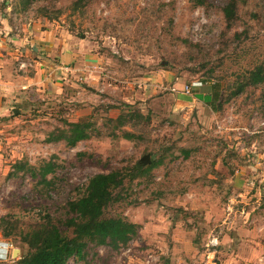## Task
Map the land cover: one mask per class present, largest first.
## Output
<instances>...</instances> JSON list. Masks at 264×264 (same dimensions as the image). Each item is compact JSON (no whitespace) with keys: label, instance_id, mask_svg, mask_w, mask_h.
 <instances>
[{"label":"rangeland","instance_id":"rangeland-1","mask_svg":"<svg viewBox=\"0 0 264 264\" xmlns=\"http://www.w3.org/2000/svg\"><path fill=\"white\" fill-rule=\"evenodd\" d=\"M75 1L0 0V30L73 33L82 61L72 66L102 68L100 83L75 70L67 105L55 93H34L17 115H0V220L11 216L19 228L10 238L0 231V264H18L28 251L20 232L55 215L89 178L146 155L151 163L143 168L161 164L128 183L126 198L107 211L139 225V236L119 251L90 246L84 260L69 264H264L262 87L247 88L220 113L206 101L215 84L226 92L264 64V0L241 5L230 31L228 0H89L78 8ZM238 32L247 38L239 41ZM194 82L202 87L186 95ZM130 111L149 119L109 121ZM64 121L91 124V139L47 143L51 132L68 129ZM49 161L58 166L49 194L29 173H12L19 162L38 169ZM214 236L212 254L206 245Z\"/></svg>","mask_w":264,"mask_h":264},{"label":"trees","instance_id":"trees-1","mask_svg":"<svg viewBox=\"0 0 264 264\" xmlns=\"http://www.w3.org/2000/svg\"><path fill=\"white\" fill-rule=\"evenodd\" d=\"M29 1V0H28ZM89 0H77L76 8ZM250 0H228L223 8V15L227 31H230L239 19V8ZM46 17V16H44ZM48 20H53L49 18ZM238 40L247 38V33H236ZM249 87H262L264 95V64L258 65L249 71L234 88L222 91L221 86L215 84L207 97V104L214 113L223 111L235 97L241 96ZM121 105V104H120ZM108 110H120V106H107ZM139 111L121 112L115 120L109 121L118 126L127 124L135 126L138 122H147ZM145 120V121H144ZM130 124L131 122H133ZM68 129H58L51 132L46 139L47 143L65 141L67 146L75 147L82 141L91 139V124L83 122H66ZM138 125V124H136ZM124 138L133 140V134L125 133ZM80 152L78 156L84 157ZM152 166L143 168L140 162L131 167L116 168L109 173H100L89 178L84 187L77 190V194L63 205H60L55 215L46 213L36 222L33 229L20 232L21 243L28 248L27 253L21 257L18 264H69L73 259L84 260L90 246L109 247L119 251L134 241L140 232V226L134 224L120 215L109 216L107 211L126 198L123 194L128 183H134L148 170L158 167L161 162L152 161ZM57 164L49 161L36 169L27 163L15 164L14 175L20 172L29 173L38 179L37 187L40 191L49 194L56 184ZM13 175V174H12ZM53 178H49V176ZM18 221L6 216L0 220V231L5 238H10L18 230Z\"/></svg>","mask_w":264,"mask_h":264},{"label":"crops","instance_id":"crops-1","mask_svg":"<svg viewBox=\"0 0 264 264\" xmlns=\"http://www.w3.org/2000/svg\"><path fill=\"white\" fill-rule=\"evenodd\" d=\"M72 34L41 30L33 25L27 30H11L8 26L0 30V115H9L18 105H29L34 93H55L67 105L65 91L76 85L69 80L75 70L82 71L80 75L87 81L95 76L96 82H101L102 68L97 63L82 62L77 69L72 66L82 61L78 59L79 45ZM95 89L89 88L94 94Z\"/></svg>","mask_w":264,"mask_h":264},{"label":"built area","instance_id":"built-area-1","mask_svg":"<svg viewBox=\"0 0 264 264\" xmlns=\"http://www.w3.org/2000/svg\"><path fill=\"white\" fill-rule=\"evenodd\" d=\"M200 87H202V83L194 82L191 86H185L183 92L186 95H191L193 89ZM173 90L176 91L175 88ZM218 245L219 240L217 237L214 236L213 238L209 239V242L207 243L206 247L212 252V254H214Z\"/></svg>","mask_w":264,"mask_h":264},{"label":"water","instance_id":"water-1","mask_svg":"<svg viewBox=\"0 0 264 264\" xmlns=\"http://www.w3.org/2000/svg\"><path fill=\"white\" fill-rule=\"evenodd\" d=\"M19 113V111L18 110H14V115H17ZM151 163V161H150V156L149 155H146L142 160H141V164H144V165H148V164H150ZM16 253L17 252H15L14 253V257L16 256Z\"/></svg>","mask_w":264,"mask_h":264}]
</instances>
